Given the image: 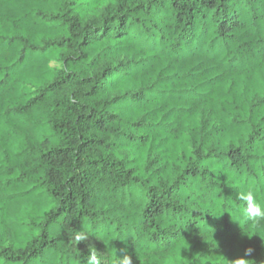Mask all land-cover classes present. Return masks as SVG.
Returning <instances> with one entry per match:
<instances>
[{
    "label": "trees",
    "instance_id": "16d2710c",
    "mask_svg": "<svg viewBox=\"0 0 264 264\" xmlns=\"http://www.w3.org/2000/svg\"><path fill=\"white\" fill-rule=\"evenodd\" d=\"M30 2L34 0H0V145L13 137H23L16 159L23 155V167L28 169L20 175H16L21 167L19 164H12L6 172L0 169V185L18 189L8 193L10 200L26 203L29 190L19 191V188L25 177H35L40 180V187H47L54 198L61 200L63 207L57 214L59 221L74 211L77 201L84 205L87 200V210L95 215V210L107 202L108 196L118 194L123 201L126 198L124 188L141 179L136 176L135 161L112 158V149L122 142L135 144L145 153L144 171L152 170L150 179L158 181L160 177L167 178L168 145L175 143L173 137L179 140L182 135L195 133L189 139L195 141L198 138L204 148L218 136L231 131L238 136L247 135L245 143L253 151L264 144V96L252 91L261 82L257 79L258 74L264 79V74L259 72L264 65V32L258 25V21L264 19V0H179V3L178 0H150L147 7L142 2L130 6L134 0H117L115 10L105 9L104 25L100 27L96 26V21L84 24L80 15H73L80 0H68L69 10L64 15V22L68 25L69 36L49 42L43 48L31 44L30 37L5 34L9 24L13 32H19L21 24L13 18L20 9L10 10L5 20L4 5ZM96 2L84 0L86 6ZM245 9L251 11L255 35L247 30ZM137 25L142 31H136ZM142 39L147 50L156 55L141 59L135 55L125 57L120 61V72L115 74L107 63L97 64L108 52V49L96 51L98 46L116 41L115 48L109 45L115 59L125 50L135 49ZM65 43L80 53L68 57L65 65L87 63L91 57L88 70L94 71V76L81 77L79 72H70L38 88L30 98L25 96V103H18L17 77H30L27 83L40 78L39 68L32 67L33 54L39 50L44 55L50 45L59 48ZM92 65L101 70L95 72ZM177 68L184 74L176 72ZM161 83L177 89L171 106L163 113L160 108L153 107L154 101L149 95ZM73 85L77 90L69 92ZM117 89L122 93L110 98L109 94ZM230 109L240 115L246 112V119L233 118L229 123L222 113H228ZM125 117H134L130 122L138 130L150 124L154 117L159 118L160 124L151 129L154 136H125L111 141L114 126ZM177 122L179 126H173ZM249 128L251 131H246ZM36 135L40 137L38 142ZM157 149L159 151L153 156ZM181 154L184 155L183 151ZM212 157L213 151L209 150L203 161L197 156V162L202 166ZM217 162H220L218 158ZM189 171L195 170L185 169V173ZM202 171L201 167V175ZM194 178V175L190 177ZM116 181H119L118 185L108 193L107 184ZM225 191L226 194L232 192L227 188ZM152 193L150 189L149 194ZM127 199L132 206L131 192ZM175 199L173 190L160 195L155 201L156 219L169 210L177 211L175 207L170 209L169 204ZM108 211L109 215H114L113 210ZM57 218L50 225L48 242L59 239L51 234L55 231ZM191 219L199 220L201 226H205L202 217ZM205 219L208 225L201 232L205 241L194 224L183 230L189 239L191 254L204 257L208 264H213L217 256L225 255V261L231 260L252 246L255 252L250 258L257 264L264 261V247L259 238L249 240L242 236L239 224L232 221L228 213L221 218L205 215ZM116 227L120 225L116 224ZM242 228L248 230L243 225ZM210 233L214 235L209 240ZM59 242L66 243L64 240ZM113 243L118 248L123 247L120 241ZM97 246L103 248L102 243ZM49 247L53 245L49 243ZM80 247L84 249L85 245L82 243ZM45 251L41 248L39 254L44 255ZM254 260L251 264H256ZM13 264H25L23 256L15 258Z\"/></svg>",
    "mask_w": 264,
    "mask_h": 264
},
{
    "label": "clouds",
    "instance_id": "9594fccd",
    "mask_svg": "<svg viewBox=\"0 0 264 264\" xmlns=\"http://www.w3.org/2000/svg\"><path fill=\"white\" fill-rule=\"evenodd\" d=\"M141 2L147 7L150 0H134L130 6L135 7L136 3ZM109 7L115 10L118 7L117 0H97L90 6H86L84 0H80L72 14L80 15L84 24L96 21V26L100 27L104 25L103 16L106 15L105 9ZM13 9H20L13 18L18 19L21 28L19 32H13L9 24L5 32L8 36L30 37V43L39 45L40 48L49 42H58L69 36L68 25L64 22V15L69 10L68 0L55 3L34 0L23 5L5 4V20ZM244 11L247 30L255 35L251 11L248 9ZM152 19L156 21L157 18ZM258 25L264 32V19H260ZM136 31H142L139 25L136 26ZM116 44V41H111L96 49V51L108 49L97 64L103 66L107 63L109 70L114 74L120 72V61L125 57L131 58L135 55L137 59H141L156 55L155 52L147 50L142 39L137 42L135 49L125 50L114 59L110 53L111 48H115ZM17 47L19 48L20 45ZM142 48L144 51H141ZM79 55L76 48H69L67 43L59 48L50 45L44 55L37 50L33 54L32 67L39 68L40 78L32 79L31 83H27L30 77H17L20 88L17 102L25 103V96L30 98L38 88L73 71L79 72L81 77H93L94 71L88 70L92 64L91 57L87 63L65 65L68 57ZM92 67L95 72L101 70L95 65ZM175 71L184 74L180 68ZM259 72L264 74V65H261ZM257 79L261 82L252 91L264 96V79H261L259 74ZM147 82L150 83V79ZM76 90V86L73 85L69 92ZM176 91L177 89L169 84L157 85L149 94L154 101L153 107L160 108L161 113L166 112L172 104ZM121 93L122 90L117 89L109 96L111 98ZM222 115L229 123L233 118L247 117L246 112L240 115L231 109ZM132 119L135 118L125 117L114 126L111 141L117 138L123 139L125 136H154L155 133L151 129L160 124L159 118L154 117L150 124L138 130L132 126L130 122ZM173 126L178 127L179 123ZM246 131L250 132L251 129ZM189 136L194 137L195 133L182 135L179 140L172 138L175 143L168 145L170 151L167 178L160 177L159 181L156 178L150 179L152 170L144 171L145 153L135 144L122 142L118 148L112 149V158L136 162V176L141 179L124 188L126 198L123 201L118 194L108 196L107 202L101 203L95 210V215L87 210V200L84 205L77 201L74 211L63 221H59L57 214L63 207L61 200L54 198L47 187H40L41 182L35 177H25L24 184L19 188V191L29 190L27 202L24 204L9 199L8 193L18 189H9L0 185L3 189V195L0 196V264H13V260L20 256H23L25 264H208L204 257L191 254L189 239L185 237L183 230L194 224L205 241V237L201 235L203 228L208 225L205 215L221 218L225 213L230 215L232 221L239 224L242 236H246L249 240L258 237L261 246L264 247V144L253 151L245 143L247 135L238 136L229 131L225 135L218 136L209 147L201 148L198 138L194 141L189 139ZM39 140V135H36V141ZM22 141L23 137H13L0 145V169L6 172L12 164H19L21 167L16 171V175L28 171L23 167L24 156H20L19 160L16 159V154L20 152L18 145ZM209 150L213 151V157L210 162L201 166L197 162V156L203 161ZM156 151L159 149L154 150L153 156L156 155ZM217 158L220 162H217ZM186 168L195 171L185 173ZM193 175L195 178L190 179ZM7 178L5 175L4 179ZM118 183L119 181L115 184L109 182L107 192L111 193L112 188ZM226 188L232 190L231 194H226ZM150 189L153 190L151 195ZM169 190L176 193V199L169 202L170 209L175 207L177 211L173 213L169 210L166 215L156 219L155 201L159 200L162 193ZM129 192L133 201L132 206H129L127 199ZM108 210H113L114 215H109ZM193 217H202L205 226H201L199 220L191 219ZM54 218H57L55 231L51 234L59 239L48 242L47 236ZM116 224L120 227L117 228ZM242 225L248 230L244 231ZM162 232H164L163 239L160 238ZM213 235L214 233L209 234V240ZM59 240H64L66 243H60ZM115 241H120L123 247L114 246ZM49 243L53 247H49ZM82 243L85 245L84 249L80 247ZM98 243H102L103 248H99ZM41 248L46 250L44 255L39 254ZM254 252L255 248L249 246L243 250V254L231 260L225 261V255L217 256L213 264H251L254 259L250 257ZM255 262L257 264V261ZM259 264H264V261H260Z\"/></svg>",
    "mask_w": 264,
    "mask_h": 264
}]
</instances>
